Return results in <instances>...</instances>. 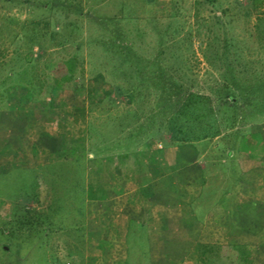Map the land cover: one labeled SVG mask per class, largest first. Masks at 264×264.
<instances>
[{
    "label": "rangeland",
    "instance_id": "obj_1",
    "mask_svg": "<svg viewBox=\"0 0 264 264\" xmlns=\"http://www.w3.org/2000/svg\"><path fill=\"white\" fill-rule=\"evenodd\" d=\"M68 60L76 90L54 108L52 70ZM189 145L205 153L200 215L251 186L243 159L264 170V0H0V264H152L139 224L107 240L95 175L131 161L145 175L149 152ZM177 242L156 249L203 264L175 261ZM231 246L202 258L264 264V245Z\"/></svg>",
    "mask_w": 264,
    "mask_h": 264
},
{
    "label": "crops",
    "instance_id": "obj_2",
    "mask_svg": "<svg viewBox=\"0 0 264 264\" xmlns=\"http://www.w3.org/2000/svg\"><path fill=\"white\" fill-rule=\"evenodd\" d=\"M195 147L182 146L177 153H173L171 147L159 146V150L152 151V156L151 152L148 154L151 165L144 167L147 168L145 175L139 168H135L134 161L127 164L124 162L115 172H109L104 167L100 169L95 175L96 186L92 187V191L99 186L100 204L106 212L102 220L104 222L100 218V223L102 229L107 232V240L118 237L123 239L124 245L126 236L124 225L131 221L139 224L149 234L153 248L151 252L153 258L150 261L152 264L154 262L171 264L173 260L170 257L167 259V252L162 254L156 248L162 247L165 242L172 239L174 242L178 240L175 246L180 244L181 248H184V255L180 253L175 260L177 262L197 257L198 248L210 244L231 246L236 242L238 245L252 248L264 245V170L252 166V158L243 159L245 160L243 163H246L245 171L251 174V186H233L231 193L226 196L221 195L220 198L211 196L213 201L203 215H200L199 196L204 187H207L203 186L207 178H204L205 173L202 170L204 164H201L205 153L196 150ZM157 151L159 154H156ZM137 156L140 159L139 153ZM173 158L178 159V163L174 164ZM213 165L211 158L210 168H213ZM164 168L167 171L163 172ZM169 170L171 172L179 170L180 173L186 174L175 178V186H170L168 190V186L163 189L162 183L172 184L173 181H165L167 178H164ZM253 200L262 205L261 221L257 218L252 220L253 214L246 210L252 205ZM113 212L117 214L115 218ZM88 215L91 216L90 211ZM92 219L97 222L95 216H92ZM155 254L159 256L156 260Z\"/></svg>",
    "mask_w": 264,
    "mask_h": 264
},
{
    "label": "trees",
    "instance_id": "obj_3",
    "mask_svg": "<svg viewBox=\"0 0 264 264\" xmlns=\"http://www.w3.org/2000/svg\"><path fill=\"white\" fill-rule=\"evenodd\" d=\"M52 71H53V73L55 74L56 77H54L55 87L51 88L50 100H52L51 101L52 102L51 105L55 108V107L59 106L56 103V96L59 95L57 93L60 92V90L61 91L64 90L65 87L69 88V87L73 86L72 85V78H73V73H74V66L72 64V61H70V60L65 61V62H58L54 66ZM73 87H75V86H73ZM22 89L23 88L20 87V89H19V87H18V90H22ZM74 89L76 90V87ZM7 94H13L11 89H10V91L9 90L7 91ZM66 96H67V101H66V103L64 102L65 105L69 104L72 101V99H73V94L66 93ZM157 131H158L157 132L158 135L156 134V136H159V134H161L162 132L163 133L165 132L164 129L163 130L159 129ZM154 141H155V139H154ZM203 247L204 248H202V250L199 249V255L201 256V258H200L201 262L203 264H206L205 261L203 260L204 258H202L204 256V254H206V248H205V246H203Z\"/></svg>",
    "mask_w": 264,
    "mask_h": 264
}]
</instances>
